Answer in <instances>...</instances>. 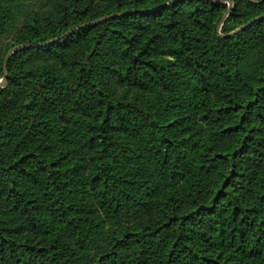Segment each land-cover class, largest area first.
<instances>
[{
	"label": "trees",
	"instance_id": "1",
	"mask_svg": "<svg viewBox=\"0 0 264 264\" xmlns=\"http://www.w3.org/2000/svg\"><path fill=\"white\" fill-rule=\"evenodd\" d=\"M230 1L0 0V264H264V0Z\"/></svg>",
	"mask_w": 264,
	"mask_h": 264
},
{
	"label": "rangeland",
	"instance_id": "2",
	"mask_svg": "<svg viewBox=\"0 0 264 264\" xmlns=\"http://www.w3.org/2000/svg\"><path fill=\"white\" fill-rule=\"evenodd\" d=\"M13 2H17L19 7H18V16L19 19L21 20V18L23 17V14L27 13L28 11L36 8L38 6V1L39 0H10ZM228 3V0H227ZM221 26V22L218 24V28H220ZM12 34H6L2 37V43L8 41L11 38Z\"/></svg>",
	"mask_w": 264,
	"mask_h": 264
},
{
	"label": "water",
	"instance_id": "3",
	"mask_svg": "<svg viewBox=\"0 0 264 264\" xmlns=\"http://www.w3.org/2000/svg\"><path fill=\"white\" fill-rule=\"evenodd\" d=\"M217 1H219V0H217ZM230 4H231V1L230 0H228V8H229V6H230ZM225 15H226V13H225ZM224 15V16H225ZM224 18V17H223ZM24 44H20V45H16L15 47H13L11 50H13V49H16V48H19V47H21V46H23ZM10 52V51H9ZM9 52L7 53V55L5 56V58H4V63H3V76L0 78V85H2L3 83H4V81H5V65H6V60H7V57H8V54H9Z\"/></svg>",
	"mask_w": 264,
	"mask_h": 264
}]
</instances>
